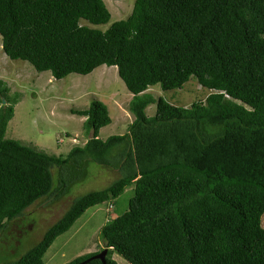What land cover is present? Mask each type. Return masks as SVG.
<instances>
[{"label": "trees", "instance_id": "1", "mask_svg": "<svg viewBox=\"0 0 264 264\" xmlns=\"http://www.w3.org/2000/svg\"><path fill=\"white\" fill-rule=\"evenodd\" d=\"M82 19L103 24L111 12L104 0H0L2 47L57 79L117 66L135 118L102 139L112 118L94 99L73 110L91 137L50 155L6 137L19 98L0 79V232L60 189L54 168L98 163L122 175L78 196L25 252L0 244V264H45L59 235L129 186L128 209L100 229L105 246L62 264H103L91 257L104 248L107 264H121L114 253L129 264H264V0H135L106 30ZM192 77L210 92L189 106L147 91Z\"/></svg>", "mask_w": 264, "mask_h": 264}, {"label": "rangeland", "instance_id": "2", "mask_svg": "<svg viewBox=\"0 0 264 264\" xmlns=\"http://www.w3.org/2000/svg\"><path fill=\"white\" fill-rule=\"evenodd\" d=\"M111 12L107 23L93 24L82 19L83 24L106 30L114 21L124 19L132 12L135 0H104ZM0 79L9 87L10 94L18 93L13 118L8 122L6 137L20 140L44 153L66 157L72 147L84 145L91 132L84 127L86 115L73 110L87 109L94 99L108 106L112 122L100 129L99 137L106 139L127 131L135 118L129 109L133 94L118 74L117 66L100 65L89 74L70 73L57 79L50 70L38 71L23 59L10 58L2 47L0 35ZM155 96L162 95L168 101L189 106L193 101L205 99L210 89L192 77L182 88L162 90L160 84L147 89ZM7 103V102H6ZM156 104L146 108L153 115ZM116 153V151H115ZM81 170L78 164L65 169H53L54 181L60 189L42 197L27 207L24 213L11 221L6 230L0 232V244H16L25 252L39 241L45 231L56 222L78 196L93 189H102L119 176L121 170L98 163ZM66 179L64 185L60 183ZM57 187V186H56ZM129 186L115 200L106 201L87 209L74 225L59 235L44 255L45 264H62L82 254L104 247L100 238L101 227L129 207L133 195ZM264 227V213L262 215ZM113 258L121 264H129L118 253Z\"/></svg>", "mask_w": 264, "mask_h": 264}, {"label": "water", "instance_id": "3", "mask_svg": "<svg viewBox=\"0 0 264 264\" xmlns=\"http://www.w3.org/2000/svg\"><path fill=\"white\" fill-rule=\"evenodd\" d=\"M3 101L5 102L6 100L4 99ZM107 252H108V248H104L102 251L96 253L91 258H99V259L102 260L103 264H107L106 263V255H107Z\"/></svg>", "mask_w": 264, "mask_h": 264}]
</instances>
